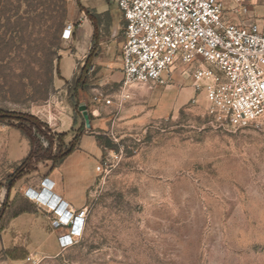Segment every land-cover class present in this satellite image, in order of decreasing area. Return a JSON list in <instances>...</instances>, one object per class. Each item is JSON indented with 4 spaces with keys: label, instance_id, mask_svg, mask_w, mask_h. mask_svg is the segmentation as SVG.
<instances>
[{
    "label": "rangeland",
    "instance_id": "1",
    "mask_svg": "<svg viewBox=\"0 0 264 264\" xmlns=\"http://www.w3.org/2000/svg\"><path fill=\"white\" fill-rule=\"evenodd\" d=\"M241 1L246 12L223 0L228 17L264 21V0ZM123 25L113 0H0V110L45 122L53 153L61 132L49 120H76L67 144L84 121L79 105L91 116L78 149L52 170L86 209L82 233L67 248L58 245L52 213L35 203L32 220L9 219L27 199L26 185L40 188L51 161L18 172L22 139L0 122V264H264V131L212 124L202 93L179 102L192 84L189 68L174 69L166 86L133 85L118 101ZM67 54L74 74L57 88Z\"/></svg>",
    "mask_w": 264,
    "mask_h": 264
},
{
    "label": "built area",
    "instance_id": "2",
    "mask_svg": "<svg viewBox=\"0 0 264 264\" xmlns=\"http://www.w3.org/2000/svg\"><path fill=\"white\" fill-rule=\"evenodd\" d=\"M113 1L124 21L118 101L130 97L133 85L166 86L174 69L188 72L189 68L187 74L194 80L195 92L203 94L212 124L264 131V21H230L223 0ZM73 31V23H67L62 38L71 39ZM104 101L111 104L113 100L107 97ZM48 184L45 177L37 189L44 201L30 188L24 194L52 213V227L62 229L58 245L67 248L82 233L86 209L73 208L52 191L53 183Z\"/></svg>",
    "mask_w": 264,
    "mask_h": 264
},
{
    "label": "trees",
    "instance_id": "3",
    "mask_svg": "<svg viewBox=\"0 0 264 264\" xmlns=\"http://www.w3.org/2000/svg\"><path fill=\"white\" fill-rule=\"evenodd\" d=\"M89 18L93 23V28L96 30L99 21L96 19V16L91 14H89ZM88 60L89 59L87 58L85 65H88ZM89 118H91V116H89ZM0 122L6 123L7 125L19 130L21 134L29 141V151L27 155L21 160V164L17 170L18 172H22L24 169L29 168L32 162L49 160L51 161V169L60 165L69 154L78 149L79 141L81 136L84 134L85 128V122L83 121L75 131L73 139L67 144H64L62 140V138L65 136V132L57 133L56 135L59 138V146L57 152L53 153L51 137H49L47 132L43 129L47 128L50 130V127L39 118L27 113L5 112L0 110ZM73 125H76V120L74 118ZM44 140L47 142L46 146L42 144V141ZM34 209L35 206L25 199L23 204L12 206L9 210L5 205L2 215L6 210H8L11 213L9 216L10 219L23 212L32 213L34 212Z\"/></svg>",
    "mask_w": 264,
    "mask_h": 264
},
{
    "label": "crops",
    "instance_id": "4",
    "mask_svg": "<svg viewBox=\"0 0 264 264\" xmlns=\"http://www.w3.org/2000/svg\"><path fill=\"white\" fill-rule=\"evenodd\" d=\"M224 8V7H223ZM225 10V13L227 12V10L224 8ZM227 15V14H226ZM228 17V16H227ZM230 21L232 22H237L239 21V18L236 16L235 18H230L228 17ZM118 69H119V74H121L120 72V65H121V60H120V57H119V60H118ZM74 69H75V59L72 55H64L62 56L61 60H60V72H61V75L60 77H57L56 78V87L57 88H62V86L65 84V82L71 80L73 74H74ZM115 77H118V76H115ZM121 78H122V74H121ZM186 80V79H185ZM189 81V79L187 78V80L185 81V84H187V82ZM191 81H192V84L189 85L187 84L186 87L184 89H182V92L181 94L179 95V102L183 103V101H188L190 98H192L195 94V90H194V87L192 86L193 83H194V80L193 78L191 77ZM53 130L55 131H58V132H67L68 130H70V128L72 127L73 125V120L71 118V116L69 115H65V117L61 118L59 121H52V120H49L47 122ZM101 122H99L98 124L100 125ZM12 135L14 136V139L15 138H21L22 139V151L21 152H16V149H15V158L17 159H23L28 151H29V141L27 140V138L25 136H23L21 134V132L15 128H12ZM15 140L11 141V145L15 147ZM52 170L51 167L47 168V170H42L43 174V178H48V185H51L52 183L54 184L53 186V189L52 191L56 194V195H59L61 196L65 201H67L73 208L77 209V208H80L81 205H74L72 203V201L68 198L69 196V191L65 189L63 183L61 182L60 184V178L59 176H54L53 173H52ZM59 180V181H58ZM59 182V184H58ZM38 185H35L34 183H28L26 185L25 188H30L31 190H37L36 187ZM40 186V185H39ZM46 190L49 191V187H46ZM29 203L34 204V202L30 201L29 199H27ZM49 212V211H48ZM32 213L30 212H23L21 214H19L18 216H16L14 219H19V224L26 221V220H32L33 217L31 216ZM5 248V243L4 241L2 240V238L0 237V251L2 249Z\"/></svg>",
    "mask_w": 264,
    "mask_h": 264
},
{
    "label": "water",
    "instance_id": "5",
    "mask_svg": "<svg viewBox=\"0 0 264 264\" xmlns=\"http://www.w3.org/2000/svg\"><path fill=\"white\" fill-rule=\"evenodd\" d=\"M78 108L81 111L82 116L84 118L85 126L87 128H89L90 127V120H89V116H88V113H87L86 106L84 104H80Z\"/></svg>",
    "mask_w": 264,
    "mask_h": 264
},
{
    "label": "bare ground",
    "instance_id": "6",
    "mask_svg": "<svg viewBox=\"0 0 264 264\" xmlns=\"http://www.w3.org/2000/svg\"><path fill=\"white\" fill-rule=\"evenodd\" d=\"M35 192V191H34ZM40 192H41V190H40ZM34 194V193H33ZM44 198H45V196H44V194L43 193H41V195H40V200H43L44 201Z\"/></svg>",
    "mask_w": 264,
    "mask_h": 264
}]
</instances>
